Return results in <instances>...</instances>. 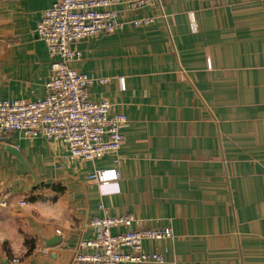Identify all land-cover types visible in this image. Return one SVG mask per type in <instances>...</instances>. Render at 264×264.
<instances>
[{
  "label": "crops",
  "instance_id": "1",
  "mask_svg": "<svg viewBox=\"0 0 264 264\" xmlns=\"http://www.w3.org/2000/svg\"><path fill=\"white\" fill-rule=\"evenodd\" d=\"M52 2L0 0V101L44 96L51 57L34 31ZM146 15L155 21L79 41L71 64L110 79L91 95L129 118L119 162L0 138V264H79L102 204L135 228L172 229L144 243L162 264H264V0H155L126 19ZM100 168L120 178H89Z\"/></svg>",
  "mask_w": 264,
  "mask_h": 264
},
{
  "label": "built area",
  "instance_id": "2",
  "mask_svg": "<svg viewBox=\"0 0 264 264\" xmlns=\"http://www.w3.org/2000/svg\"><path fill=\"white\" fill-rule=\"evenodd\" d=\"M155 0H53L34 31L37 39L47 44L51 69L45 94L36 99L13 98L0 101V138L8 132H20L25 138L44 137L58 143L66 151V161H94L106 156L120 161L125 142L123 128L129 118L116 111L108 98L94 99L91 88L110 79L80 72L71 64L82 57L77 43L89 37L113 33L131 22L150 25L152 16H134ZM192 18V27L196 31ZM125 89V77L118 78ZM116 168L95 169L88 176L99 183L120 178ZM27 202H22V205ZM103 214L91 221L97 235L80 239L74 249L79 264H162L164 257L149 252L144 243L174 236L170 228L133 227L138 219L132 214H110L100 205ZM45 252H47L45 250ZM21 264L20 257L12 259Z\"/></svg>",
  "mask_w": 264,
  "mask_h": 264
},
{
  "label": "water",
  "instance_id": "3",
  "mask_svg": "<svg viewBox=\"0 0 264 264\" xmlns=\"http://www.w3.org/2000/svg\"><path fill=\"white\" fill-rule=\"evenodd\" d=\"M9 149H10V151H12L13 153L17 154L19 157H22L21 154L19 153V151L16 149V147H14V146H10Z\"/></svg>",
  "mask_w": 264,
  "mask_h": 264
},
{
  "label": "trees",
  "instance_id": "4",
  "mask_svg": "<svg viewBox=\"0 0 264 264\" xmlns=\"http://www.w3.org/2000/svg\"><path fill=\"white\" fill-rule=\"evenodd\" d=\"M106 34V33H105Z\"/></svg>",
  "mask_w": 264,
  "mask_h": 264
}]
</instances>
